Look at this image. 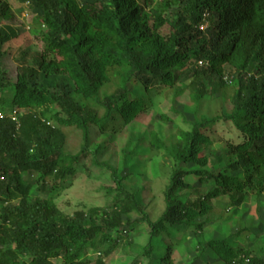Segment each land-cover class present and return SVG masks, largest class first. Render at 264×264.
Segmentation results:
<instances>
[{
  "label": "trees",
  "instance_id": "1",
  "mask_svg": "<svg viewBox=\"0 0 264 264\" xmlns=\"http://www.w3.org/2000/svg\"><path fill=\"white\" fill-rule=\"evenodd\" d=\"M18 4L26 9L15 12ZM23 12L32 15L28 25ZM204 12L212 26L206 31L199 29ZM17 25L27 32L14 53ZM170 95L174 103L187 96L192 105L218 96L222 113L183 119L186 129L177 125L181 115H159L174 127L154 120L146 129L141 122L156 115L155 98ZM0 114V264H89L88 251L107 257L132 227L125 218L132 212L149 227L140 253L149 264L156 262L155 240L170 238L176 226L194 229L198 258L211 253L217 264H264V244L254 254L231 237L205 241L201 232L218 213L213 201L227 197L237 209L264 197V0H0ZM218 124H228L238 143L214 148ZM137 127L143 160L162 152L171 162L165 211L155 222L110 162L127 158ZM108 135L120 155L93 149ZM216 149L217 167H209ZM92 170L114 185H101L112 195L109 205L63 214L55 197ZM186 177L203 188L193 201L174 196L193 189ZM173 246L164 242V264H171Z\"/></svg>",
  "mask_w": 264,
  "mask_h": 264
},
{
  "label": "rangeland",
  "instance_id": "2",
  "mask_svg": "<svg viewBox=\"0 0 264 264\" xmlns=\"http://www.w3.org/2000/svg\"><path fill=\"white\" fill-rule=\"evenodd\" d=\"M20 8H23L24 11L26 5L18 4L14 11L16 12ZM20 17L28 25L32 15H28L25 12ZM2 24H5V22ZM15 30L19 37L9 43L14 53L21 47L20 43L27 32V27L19 25ZM6 63L14 76V60L9 59ZM154 102L156 115L148 116L141 122L149 130L155 126V123H153L154 126L151 124L154 120L165 125L166 130L174 127L169 122L160 121L158 119L160 118L159 115H165L170 119H176L181 115L177 125L186 129L188 125L184 124L183 119L186 122H192L196 117H215L222 113V103L218 96H206L197 105H192L187 96L178 98L175 103L172 102L171 95L167 99L156 97ZM139 133H141V130L138 127L135 130L133 129V141L126 148L127 158L113 156L110 158V162L115 167L118 166V171L121 172L123 170V175L126 177L125 187L131 193H135L140 207L147 214L148 220L155 222L165 211L164 191L168 184V169L171 167V162L163 158L162 152H152L146 160H143L141 156L144 154L141 148L142 144L134 140L135 138L136 140L140 138ZM236 135L237 133L228 124H218L215 133L211 135L214 148L228 140L238 143L236 142ZM98 145L112 147L111 149L120 155L121 150L119 145H116L115 135L96 139L92 145L93 149H96ZM133 151L136 154H133ZM215 155H218L217 149L210 153L209 167H217ZM90 173L88 175L85 172H79L72 186L55 197L57 207L63 214L71 216L76 211H86L93 208L102 210L103 207L109 205L112 195L106 194L101 189V185L105 187L114 186L113 183L107 178L108 175L106 174L97 177L93 170ZM185 181L192 186L193 191L187 189L176 191L174 196L178 199L180 197L183 199L184 195H189L188 198L193 201L197 198L194 191H202L203 188L194 177H186ZM212 204L218 213L211 214V222L204 224L201 231L203 239L205 241L211 239L224 240L231 237L232 241L251 249L256 254L259 246L264 244V197L251 199L237 209L229 206L227 197H221L213 201ZM125 218L133 225L131 228L126 227L125 232H122V240L118 242L117 248L107 257L98 256L95 251H88L84 259H89V264H94L98 257L103 259L104 264H149L148 260L140 254L150 241L147 221L141 214L134 212L125 215ZM205 219L206 217L200 218L194 223H204ZM238 232L240 233L239 237L233 239L232 237L238 235ZM193 233L194 229L192 227L176 226L169 229L170 238L162 235V238L155 240L154 244L157 246L155 264H164L160 260L165 241H171L174 244L171 253V264H217L211 253H206L198 258V250ZM51 263L60 264L61 262L52 260Z\"/></svg>",
  "mask_w": 264,
  "mask_h": 264
},
{
  "label": "clouds",
  "instance_id": "3",
  "mask_svg": "<svg viewBox=\"0 0 264 264\" xmlns=\"http://www.w3.org/2000/svg\"><path fill=\"white\" fill-rule=\"evenodd\" d=\"M23 13H25V12H23ZM201 22H202V24L200 25L199 29H201V30H203V31H206V30L208 29V27L211 26V25H210V21H209V15H208L207 12H204V14L201 16ZM211 27H212V26H211ZM212 30H213V29H212ZM213 32H214V30H213ZM198 65H199L200 67H202V66L207 65V63L202 62V63H198ZM0 115H1V117H2V114H0ZM1 117H0V119H1Z\"/></svg>",
  "mask_w": 264,
  "mask_h": 264
},
{
  "label": "built area",
  "instance_id": "4",
  "mask_svg": "<svg viewBox=\"0 0 264 264\" xmlns=\"http://www.w3.org/2000/svg\"><path fill=\"white\" fill-rule=\"evenodd\" d=\"M0 117H1V115H0Z\"/></svg>",
  "mask_w": 264,
  "mask_h": 264
}]
</instances>
